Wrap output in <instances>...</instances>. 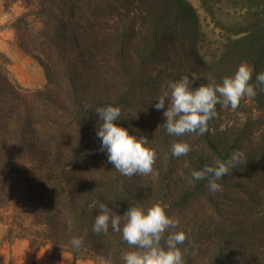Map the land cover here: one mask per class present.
Masks as SVG:
<instances>
[{
  "label": "trees",
  "instance_id": "1",
  "mask_svg": "<svg viewBox=\"0 0 264 264\" xmlns=\"http://www.w3.org/2000/svg\"><path fill=\"white\" fill-rule=\"evenodd\" d=\"M5 1L26 9L12 27L47 80L38 89L22 86L0 52V217L11 219L9 234L76 260L124 264L131 246L122 233L111 226L92 231L99 205L121 215L122 227L129 207L162 201L179 221L174 231L186 232L179 245L184 264H264V91L258 86L236 109L217 104L202 135L170 136L163 126L167 100L165 109L154 107L170 92L168 81L193 72L201 77L194 87L209 75L219 83L248 62L255 83L264 72V0H252L245 15L222 26L227 34L210 60L188 0ZM109 104L121 109L117 123L155 147L153 173L128 177L108 163L95 110ZM178 140L191 151L174 157ZM235 150L245 159L218 181L222 191L212 193L208 178L192 179L193 170ZM74 237L82 239L79 249L71 246Z\"/></svg>",
  "mask_w": 264,
  "mask_h": 264
},
{
  "label": "clouds",
  "instance_id": "2",
  "mask_svg": "<svg viewBox=\"0 0 264 264\" xmlns=\"http://www.w3.org/2000/svg\"><path fill=\"white\" fill-rule=\"evenodd\" d=\"M253 67L248 62L238 65L234 74L217 82L211 75L205 77L207 83L193 86L201 77L193 72L183 75L178 80L168 81L165 92L157 97L154 107L163 111L166 118L163 126L170 136L183 137L186 133L204 134L208 122L213 119L217 104L230 105L236 109L244 97H255L257 87L264 91V72L257 73L252 83ZM99 116L97 137L101 141V150L107 152L108 163L124 176L148 175L153 173L156 149L150 145L145 135L130 132L129 128L117 123L121 118L119 106L107 105L95 110ZM191 151V145L184 140L173 142L171 152L174 157H181ZM245 153L235 150L226 161H213L199 170H193L194 181L208 178V188L212 193L220 192L223 175L242 163ZM168 205L156 201L148 207L135 204L123 214L125 222L121 227V215H113V209L101 203L99 214L95 216L92 231L106 233L111 226L114 232L122 233V238L131 246L124 256V264H184V252L179 245L187 239L184 230H175L179 221L167 212ZM167 233V235H165ZM163 241V243H162ZM71 246L79 249L82 239L74 237Z\"/></svg>",
  "mask_w": 264,
  "mask_h": 264
},
{
  "label": "rangeland",
  "instance_id": "3",
  "mask_svg": "<svg viewBox=\"0 0 264 264\" xmlns=\"http://www.w3.org/2000/svg\"><path fill=\"white\" fill-rule=\"evenodd\" d=\"M197 10L205 32L201 43V53L210 60L227 31L222 26L228 20L246 14L252 0H188ZM260 2V1H259ZM257 2L254 4H259ZM256 8V7H255ZM26 12L21 1L6 3L0 0V52L8 57V68L12 77L22 86L38 89L46 84V76L39 62L20 46L12 22L15 17ZM31 24L39 28L41 23L31 17ZM10 218L0 217V264H98L93 259H74L71 252H58L53 246L32 248L29 242L16 233L9 234ZM17 227H15V230Z\"/></svg>",
  "mask_w": 264,
  "mask_h": 264
}]
</instances>
